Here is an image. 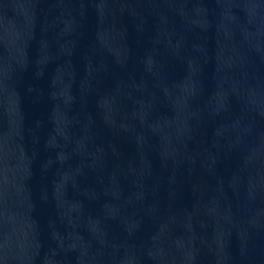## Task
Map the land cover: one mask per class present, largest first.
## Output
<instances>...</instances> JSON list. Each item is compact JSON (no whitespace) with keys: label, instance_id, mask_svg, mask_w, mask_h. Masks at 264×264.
<instances>
[{"label":"water","instance_id":"95a60500","mask_svg":"<svg viewBox=\"0 0 264 264\" xmlns=\"http://www.w3.org/2000/svg\"><path fill=\"white\" fill-rule=\"evenodd\" d=\"M0 264H264V0H0Z\"/></svg>","mask_w":264,"mask_h":264}]
</instances>
